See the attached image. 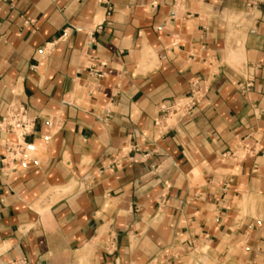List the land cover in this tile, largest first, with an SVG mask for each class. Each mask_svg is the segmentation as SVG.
Returning a JSON list of instances; mask_svg holds the SVG:
<instances>
[{
	"label": "crops",
	"instance_id": "0c3cea01",
	"mask_svg": "<svg viewBox=\"0 0 264 264\" xmlns=\"http://www.w3.org/2000/svg\"><path fill=\"white\" fill-rule=\"evenodd\" d=\"M12 104L0 264H264V0H0Z\"/></svg>",
	"mask_w": 264,
	"mask_h": 264
},
{
	"label": "built area",
	"instance_id": "2783aa9c",
	"mask_svg": "<svg viewBox=\"0 0 264 264\" xmlns=\"http://www.w3.org/2000/svg\"><path fill=\"white\" fill-rule=\"evenodd\" d=\"M202 99V90L193 91L191 96L176 103L171 112L172 116L178 121H183L192 115L194 108ZM35 128L36 121L29 116L27 107L19 104L9 106L0 123V131L12 135V139L7 140L4 146L3 163H14L16 166L26 168L34 162L37 146L28 139L34 135ZM50 140L49 136L43 137L45 143Z\"/></svg>",
	"mask_w": 264,
	"mask_h": 264
}]
</instances>
